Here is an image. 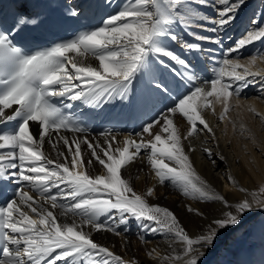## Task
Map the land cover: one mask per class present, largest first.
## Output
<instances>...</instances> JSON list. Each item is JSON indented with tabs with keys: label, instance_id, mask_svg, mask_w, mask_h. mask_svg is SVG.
<instances>
[{
	"label": "snow or ice",
	"instance_id": "snow-or-ice-1",
	"mask_svg": "<svg viewBox=\"0 0 264 264\" xmlns=\"http://www.w3.org/2000/svg\"><path fill=\"white\" fill-rule=\"evenodd\" d=\"M244 3L125 0L102 26L31 54L18 47L12 37L23 27L38 23L34 14L17 12L11 34L0 30V125L12 126L11 131L0 128V181L17 185L14 198L0 205V264H136L93 238V232L120 236L117 225L126 227L131 221L145 231L169 238L164 254L155 248L147 253L157 264H202V258L216 247L223 233L239 227L254 206L264 210V188L259 189L260 195L253 193L251 202H230L197 172L188 154L194 149L186 151L184 145L202 131L213 133L205 112L215 113V105L221 103L219 119L223 120L234 95L240 96L256 78L264 81V72L252 70L264 55L251 56L244 64L239 59H224L213 78L198 84V69L166 43L170 39L186 52L200 51L199 43L182 40L173 27L177 23L204 27L203 22H208L215 25L211 30L216 32L237 18ZM197 6L216 8V17L202 15ZM70 14L78 15L75 10ZM193 35L196 40L211 39ZM257 41H264V26L255 25L228 53ZM212 42L220 43L219 39ZM161 69H167L175 79L169 80ZM137 81L144 87L135 91ZM184 85L192 87L159 119L146 124L137 134L139 140L126 137L121 145L111 135L103 144L86 137L70 141L59 135L52 139L62 129L85 131L52 102L53 97L99 106L135 96L147 104ZM177 115L186 121V132L175 123ZM33 124L38 129L35 133L30 130ZM144 133L151 139L143 138ZM61 142L66 152L61 150ZM45 143L56 153L54 157L44 151ZM203 151L209 158L213 155L210 148ZM138 158L147 160L159 184L168 182L197 202L219 203V214L198 234L191 235L172 210L149 203L154 187L142 194L134 189L132 177L126 173ZM96 165L100 166L99 173L94 170ZM227 179L235 183L232 176ZM187 211L208 220L191 204Z\"/></svg>",
	"mask_w": 264,
	"mask_h": 264
},
{
	"label": "bare ground",
	"instance_id": "bare-ground-1",
	"mask_svg": "<svg viewBox=\"0 0 264 264\" xmlns=\"http://www.w3.org/2000/svg\"><path fill=\"white\" fill-rule=\"evenodd\" d=\"M250 1L251 0H245L244 4ZM244 7L243 5L242 8ZM261 8L262 7H259V10ZM248 59L249 58L239 60L244 64ZM92 62L94 64L97 63L96 61ZM252 70L264 72V60H257V64L253 66ZM257 82H262V80L256 78V80L249 83L246 88H249ZM243 97L244 98L240 100L236 98V101H239L241 106L230 108L227 118L225 117L223 120L219 119V115L223 111V105L221 103L215 105V113L210 110L205 112V118L212 127L213 133H208L205 130L191 137L189 140L184 141L186 151H188L189 147L194 149L193 151H189L188 154L197 172L209 185H211L212 189L224 195L233 203L243 199H248L251 202L253 200V193L260 187H264V103L261 96L254 97L251 95L248 98H245V96ZM233 101H235V97L231 98L230 103L232 104ZM250 109H254V111ZM254 115H256V117L251 121L252 135H248L246 139L245 134L242 133L244 138H241V134L239 133L240 129H237L238 120H246L248 117ZM175 123L179 126L181 132L187 131V123L179 115L175 117ZM249 123L248 121L245 126ZM158 130L159 129L156 128L153 129V131ZM34 131H38L35 125ZM59 135L68 137L70 141L75 138L86 137L90 142H99L101 144L104 143L108 135H111L115 136L116 142L121 145L126 137H131L136 140L141 138L138 135L132 136L116 133L105 135H81L60 131V133L54 134L52 139L56 140ZM143 138L151 139L147 133L143 134ZM60 147L61 150L67 151L62 145V142ZM81 147L84 149V155L88 156L86 146L82 144ZM204 148L211 149L213 155L210 158L203 151ZM44 151L50 153L53 157L56 155L55 152L51 151L47 143L44 145ZM145 155L146 153L142 150L141 156L144 157ZM94 170L96 173H99L100 166L96 165ZM126 174L132 177V186L138 193L142 194L148 187H154L155 194L152 197H148L149 203L168 207L172 210L191 235L198 234L208 221L219 214L222 207L219 203H201L186 198L168 182L163 185L159 184L146 159L142 160L138 158L136 162L131 165ZM229 175L234 178L235 183L229 182L227 179ZM240 189H246L247 191L242 192ZM37 198L39 197L37 196ZM189 204L203 211L205 216L208 217V220H204L195 216L193 213H189L187 211V205ZM254 208L256 211L260 210L255 206ZM252 212H250V214L253 215ZM250 214L247 218H249ZM261 215L262 212L257 216L258 218L254 216L250 218H253V220L257 218L254 222V243L250 245H245L244 243L238 245L232 251L231 259L227 261V264H264V215ZM101 219L107 218L102 217ZM109 223L112 222L109 221ZM238 229H240V227L231 229L222 235L216 247L202 258V264H218V253L231 235ZM117 230L121 232L120 236H116L112 232H93V238L96 242L107 246L116 254L122 256L126 261L135 260L136 264H157V260L147 255L148 251L155 248L158 252L164 254L168 250V237L160 233L154 234L145 231L138 227L135 221H131L126 227L122 224L117 225ZM141 236H143V240H141Z\"/></svg>",
	"mask_w": 264,
	"mask_h": 264
},
{
	"label": "rangeland",
	"instance_id": "rangeland-1",
	"mask_svg": "<svg viewBox=\"0 0 264 264\" xmlns=\"http://www.w3.org/2000/svg\"><path fill=\"white\" fill-rule=\"evenodd\" d=\"M203 7H205V6H203ZM208 8V7H207ZM201 13H202V15H205V16H207V14H206V12H205V9L203 10V12L202 11H200ZM204 23H207V22H204ZM263 26H264V24H263ZM263 52V51H262ZM246 58H250V57H246ZM246 58H244V59H246ZM240 60H242V59H240ZM258 83V82H257ZM257 83H255L254 85H255V87L253 88V91L254 90H256V87L258 86V89L259 90H261L258 94H256L255 96H261V98H262V100H263V103H264V90H262V89H264V81H262V82H259L258 84ZM261 84V85H260ZM252 96H254L253 94H252ZM254 96V97H255ZM233 97H235V101H233V103L231 104V109L232 108H235V106H241L240 105V103H239V101H236V98H237V100H240V99H243L244 97H242V98H240V97H237V96H233ZM250 97V96H249ZM245 98H248V97H245ZM223 110V109H222ZM228 113H229V111H228ZM228 113H227V115L225 116L226 118H227V116H228ZM254 117H256V115H254V116H251V117H248L246 120H241V119H239L238 120V126H237V129H240L239 130V133L241 134V138H244V136H242V133H244L245 134V137H246V139H247V137H248V135H252V123H251V121H252V119L254 118ZM250 122L247 126H245L246 125V123L247 122ZM241 125H243V129L241 128ZM264 186V185H263ZM260 188H264V187H260ZM259 188V189H260ZM259 189H257L256 191H255V193L257 194V195H260V193H259ZM252 212V211H251ZM250 214V212L249 213H247L246 215H245V217H247L248 215ZM264 215V212H262V215L261 216H263ZM245 217L243 218V220H242V222L244 221V220H247V218L245 219ZM258 218V217H257ZM257 218H255L254 220H253V218H252V221L251 222H249L247 225H245L244 227H242V228H240V229H238L236 232H234L232 235H231V237L227 240V242L225 243V245L223 246V248L221 249V251L218 253L219 255L217 256V258H218V261H217V263L218 264H227V261L228 260H230L231 259V253H232V251L238 246V245H240V244H242V243H244L245 245H250L251 243H254V239H253V236H254V233H255V226H254V222H255V220H257ZM225 233H223L222 235H224ZM221 235V236H222ZM220 236V237H221ZM219 241V240H218ZM217 241V242H218Z\"/></svg>",
	"mask_w": 264,
	"mask_h": 264
}]
</instances>
